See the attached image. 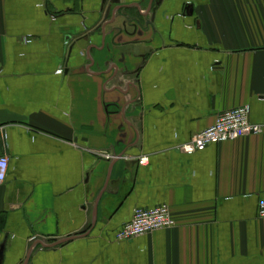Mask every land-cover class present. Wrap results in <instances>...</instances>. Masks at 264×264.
Returning a JSON list of instances; mask_svg holds the SVG:
<instances>
[{
    "label": "crops",
    "instance_id": "crops-1",
    "mask_svg": "<svg viewBox=\"0 0 264 264\" xmlns=\"http://www.w3.org/2000/svg\"><path fill=\"white\" fill-rule=\"evenodd\" d=\"M242 105L264 125V0H0L2 264H264V132L180 148Z\"/></svg>",
    "mask_w": 264,
    "mask_h": 264
},
{
    "label": "built area",
    "instance_id": "built-area-1",
    "mask_svg": "<svg viewBox=\"0 0 264 264\" xmlns=\"http://www.w3.org/2000/svg\"><path fill=\"white\" fill-rule=\"evenodd\" d=\"M262 132H264V125L255 123L250 118V106L242 105L219 113L213 125L196 132L192 139L180 148L185 153L191 154L211 144L234 140L246 135H257ZM101 156L108 159L123 157V155L108 152H102ZM138 160L141 165H146L149 163V156H140ZM8 165V156H0V184L7 177ZM258 215L264 219V198L259 202ZM175 224L176 221L167 204L150 208L136 207L132 218L116 231L115 239L117 241L128 240L158 229L173 227Z\"/></svg>",
    "mask_w": 264,
    "mask_h": 264
},
{
    "label": "water",
    "instance_id": "water-1",
    "mask_svg": "<svg viewBox=\"0 0 264 264\" xmlns=\"http://www.w3.org/2000/svg\"><path fill=\"white\" fill-rule=\"evenodd\" d=\"M4 248H5V241L0 244V264H2Z\"/></svg>",
    "mask_w": 264,
    "mask_h": 264
},
{
    "label": "trees",
    "instance_id": "trees-1",
    "mask_svg": "<svg viewBox=\"0 0 264 264\" xmlns=\"http://www.w3.org/2000/svg\"><path fill=\"white\" fill-rule=\"evenodd\" d=\"M1 216V215H0ZM3 223H4V218H3V216H1L0 217V227L3 225Z\"/></svg>",
    "mask_w": 264,
    "mask_h": 264
}]
</instances>
